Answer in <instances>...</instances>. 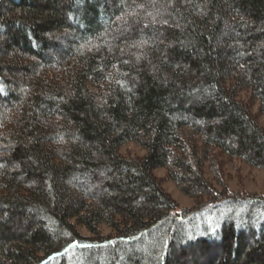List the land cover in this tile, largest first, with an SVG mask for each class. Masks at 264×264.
Listing matches in <instances>:
<instances>
[{
    "label": "trees",
    "instance_id": "trees-1",
    "mask_svg": "<svg viewBox=\"0 0 264 264\" xmlns=\"http://www.w3.org/2000/svg\"><path fill=\"white\" fill-rule=\"evenodd\" d=\"M253 102L264 0H0V264H264Z\"/></svg>",
    "mask_w": 264,
    "mask_h": 264
},
{
    "label": "rangeland",
    "instance_id": "rangeland-1",
    "mask_svg": "<svg viewBox=\"0 0 264 264\" xmlns=\"http://www.w3.org/2000/svg\"><path fill=\"white\" fill-rule=\"evenodd\" d=\"M72 34H70L69 40L73 38ZM239 98L244 100L245 94L241 93ZM250 110L255 115L258 124L264 127V114L258 112L257 102H253ZM119 152L126 157H141L144 154V150L133 142L121 146ZM222 161L224 164L220 176L229 191L264 194V170L251 167L239 159L223 157ZM204 172L205 176L213 182L208 166ZM153 174L159 180L163 189L178 203V209L191 208L195 205L194 198L186 196L179 190L177 185L168 177L165 168H156L153 170ZM213 184L217 187L215 182ZM78 230L83 236H90L85 228L79 227ZM100 231L103 235L110 233V229L104 225L100 226Z\"/></svg>",
    "mask_w": 264,
    "mask_h": 264
}]
</instances>
